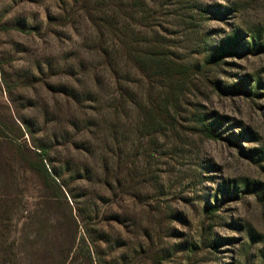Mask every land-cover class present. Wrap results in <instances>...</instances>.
Listing matches in <instances>:
<instances>
[{
    "label": "rangeland",
    "instance_id": "1",
    "mask_svg": "<svg viewBox=\"0 0 264 264\" xmlns=\"http://www.w3.org/2000/svg\"><path fill=\"white\" fill-rule=\"evenodd\" d=\"M70 1L0 0V132L30 145L26 129L21 137L12 124L22 119L47 146L54 174L106 236L94 261L264 264V0H122L134 14L109 4L107 15L116 9L128 18L119 22L144 45L155 39L210 79L185 93L191 121L178 135L144 117L167 105L169 81L146 80L118 49L133 95L121 97L97 53L94 24L80 11L72 23L62 20ZM193 113L206 115L215 137L200 133ZM20 166L14 222L46 195ZM42 222L14 223L11 239L28 241L15 261L0 264H39Z\"/></svg>",
    "mask_w": 264,
    "mask_h": 264
},
{
    "label": "trees",
    "instance_id": "2",
    "mask_svg": "<svg viewBox=\"0 0 264 264\" xmlns=\"http://www.w3.org/2000/svg\"><path fill=\"white\" fill-rule=\"evenodd\" d=\"M70 3V8L62 20L72 23L75 14L80 11L84 18L94 24L100 35V41L96 45L97 53L102 58V65L114 75L115 85L121 97L132 100L133 95L128 88H124V82H127L129 76L120 74L116 52L118 49H122L125 61L131 62V65L137 68L146 80L165 77L169 81L170 84L167 86L169 94L165 100L167 105L161 109L154 108L152 113L147 111L144 117L155 125L156 120L159 119L158 123L161 126L169 127V130L178 135L182 123L191 121L186 117L188 112L184 101L185 93L189 90L199 93L197 83L204 82L207 85L210 82L206 75H202L204 74L202 66H192L172 60L170 52L160 43H154L155 39L150 38V46L139 41L140 38L130 30V26L123 24V22L128 23L126 21L128 18L120 14L124 8L134 14V4L127 6L123 2L122 6V0H71ZM109 4L119 8L120 12L118 10L116 12L115 9L108 16L107 9L111 7ZM120 19L122 23L119 22ZM220 59L219 56L215 57L209 63L219 62ZM218 84L215 82V87L220 89ZM245 92L248 95L252 93L249 89ZM199 107H201L200 103L193 105L195 110ZM205 117V114L193 113L192 121L197 124L200 133L207 138L215 137L216 134L212 128H209L210 124H207ZM19 122L21 126L12 120V124L21 133V137L24 136V129L32 137L30 145L14 144L5 139L7 137L0 132V151L5 150L3 147H7L9 152L12 150L15 155L13 158L12 155L3 156L0 153V262L15 261L21 253L19 248L28 241L26 236L29 234L11 239L13 224L17 225L22 219L29 223L34 218H40L43 220L41 228L43 248L39 264H107V262L94 261L93 255L98 253V244L102 241L106 244L107 240L104 234L93 230L91 223H87L91 209L85 212L72 192L60 183V177L54 174L55 170L49 163L47 146L33 138L30 125L25 120L21 119ZM155 129L157 130L156 126ZM158 130L161 131L160 128ZM17 164L23 165L20 169L24 174L29 173L31 177L39 180L46 195L39 198L40 202L32 205V209L27 211L26 216L14 222L12 212L16 205L21 204L22 193L18 190V183H16L18 175L15 173V165ZM214 211L211 207L207 209L209 214ZM80 229L84 230L85 237L79 238Z\"/></svg>",
    "mask_w": 264,
    "mask_h": 264
}]
</instances>
